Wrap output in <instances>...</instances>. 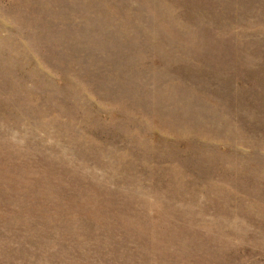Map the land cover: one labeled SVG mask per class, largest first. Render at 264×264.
<instances>
[{"label":"rangeland","instance_id":"1","mask_svg":"<svg viewBox=\"0 0 264 264\" xmlns=\"http://www.w3.org/2000/svg\"><path fill=\"white\" fill-rule=\"evenodd\" d=\"M0 264H264V0H0Z\"/></svg>","mask_w":264,"mask_h":264}]
</instances>
